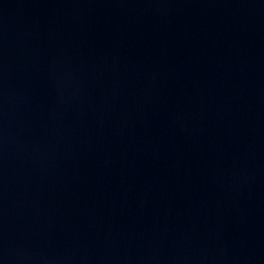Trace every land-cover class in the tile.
Masks as SVG:
<instances>
[{
    "label": "water",
    "instance_id": "1",
    "mask_svg": "<svg viewBox=\"0 0 264 264\" xmlns=\"http://www.w3.org/2000/svg\"><path fill=\"white\" fill-rule=\"evenodd\" d=\"M0 264H264V0H0Z\"/></svg>",
    "mask_w": 264,
    "mask_h": 264
}]
</instances>
